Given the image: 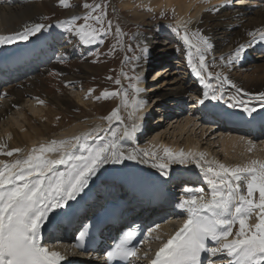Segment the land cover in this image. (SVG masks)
Masks as SVG:
<instances>
[{
    "label": "bare ground",
    "instance_id": "6f19581e",
    "mask_svg": "<svg viewBox=\"0 0 264 264\" xmlns=\"http://www.w3.org/2000/svg\"><path fill=\"white\" fill-rule=\"evenodd\" d=\"M231 1L233 2V0H120V8L121 11H130L141 17L149 13V18L155 16L159 11L165 12L168 9L173 13L176 25L178 21H187L190 34L199 30L202 35L207 36L213 45V48L206 53L208 70L214 74L223 73L232 81L231 84H223L224 98L222 101H225L228 100V97L237 95L236 88L243 90L238 98L243 95H255L264 92V55L262 54L261 56L263 59L251 64L249 60L260 57L261 53L256 51V56H252L251 53H245L252 48L264 50V40L259 38V32H264V2L254 0L250 5L236 9L231 7ZM236 1H238V4L242 3L239 0ZM41 2L42 4H40ZM221 3L222 5H220ZM45 6L46 3H43L42 0H0V35L11 34L22 30L26 25L44 21L42 16L45 14L42 13L41 9H45ZM79 9L81 10V8ZM79 9L75 8V10L69 11L68 14L75 13ZM46 15L48 16V14ZM48 26L43 32L35 36L32 41L27 43L21 51H17V53L12 55L5 51L0 53V144L7 145L3 149L4 152L12 148L23 149L22 153H14L11 157L0 154V161L10 162L20 156H26L33 146L38 147L41 143L46 144L53 139L61 140L88 132L93 134V139L89 140L88 143L96 144L100 142L96 139L97 135L108 137L110 135L109 128L120 126L115 118L111 121L105 118L111 112L109 115H98L94 119L84 113L78 117H73L72 121L65 127L60 124L51 126L37 118V116L43 117L46 108L51 107L50 103L37 93V85L41 81L47 67L62 55L59 53L61 51L59 42L64 38L70 37L66 32H54L51 25ZM249 33H256L255 40ZM138 34L136 38L139 41L150 44L149 34ZM168 36L177 38L176 33L170 28L160 31L157 38L165 43L163 45L164 48L159 47L155 51L149 50L138 62L139 66H144L139 70V75L142 77L140 81L142 89L140 98L146 104L139 122L142 125L141 128L145 127L147 135L144 138L143 134H139V137H136L140 145L136 148L150 149L155 146L154 150L160 155H162L161 146H167L173 150L184 149L187 151L193 149L206 153L205 159L209 161L215 160L227 165L245 164L251 159H264V133H259L254 137L250 135L248 130L242 131L231 128L218 130L216 127H205L198 123L197 118L193 117V114H184L186 107L180 112L181 120H175L176 125L173 124L172 130L169 132L147 130L155 123V118L153 120L154 114L161 113L164 110L163 107H159V104L156 105L155 102L161 100L166 103L165 107L169 102L173 103L174 106L172 107L174 108L168 107L165 109V111L167 110L171 113L174 112L172 109H176L178 105L182 106L184 101L188 103V100H183L185 99L183 97L190 93L203 94L205 91V85L200 82V79L187 63V46L185 44L184 51L181 52L179 57V63L184 65L190 78L181 77L175 72L174 74L169 73L170 75L167 77L163 76L164 82L161 79L162 77H156L159 78V81L161 80L158 84L153 83V80L156 79L150 80L157 73L152 74V68L168 59V53L171 51V42H169ZM179 39L183 42L181 37ZM193 39L195 38L193 37ZM241 43H251V46L247 48L239 61L229 63L230 54ZM176 63L178 61L170 62V65L166 68L159 70L162 71L161 75L166 74L167 69L171 70L172 68L169 66ZM148 66H151V71L147 75V80L144 81L145 69ZM212 81L216 83L215 87H219V82L216 79H211L208 82ZM233 84L236 88L232 86ZM83 92V87H79L76 93L77 100L87 105L88 102L83 98ZM40 101H43V103H40ZM191 101L190 103L195 106L196 102H193V99ZM149 102L151 103L148 104ZM59 103L64 104V100ZM52 112V110L49 111L48 116ZM121 117L127 124L125 117ZM34 119L40 125H33L31 120ZM147 121L148 123H146ZM143 123H146V126H143ZM41 126H44V128ZM151 131H154L153 137L148 138L147 136ZM121 143L126 148L135 147L128 140L121 141ZM250 147L252 148L251 152L248 151ZM49 155L55 157L58 154L51 153ZM158 162L148 158V163H142L137 159L124 160L118 164L109 163L103 165L75 200L69 201L66 207L57 209L56 213L58 215L52 217L50 214L52 223L42 229V235L45 233L42 237V243L50 249L60 251L65 256V260L61 261V264H89L90 260L86 257L91 252H87V256L84 254L81 257L73 251L74 239L71 234L72 236L74 235L75 227L79 225V228H81L84 223L92 218L97 209L104 206L107 201L113 200L116 202L121 199L122 202L130 201L131 205H133L135 199H137L136 197L141 193H145L143 188L132 186L123 190V188H117L114 182L109 184L107 179L113 176L114 173H124L127 178H125L126 184L129 185L130 179L133 177V167L142 165V176L138 179L144 177L150 184L155 182L156 179L163 177V180L165 179L166 181L170 178L174 179L173 186L179 183L180 188H184L188 184L202 187V185L200 186V177L191 178L195 173L200 174L202 172L199 167H194L190 163H172L167 169L168 174L164 175L158 167L153 166L154 163ZM58 168L63 170L64 166H58ZM156 173L159 176L155 175ZM181 174L188 176L178 180L177 178ZM135 183L137 184L138 182ZM180 188L178 192H181L176 194V199L171 201L170 205H164L161 208L160 215L146 219L147 225L151 229L157 224L160 225V228L152 232L149 240L146 241V244L150 247L158 246V244L160 246L182 226L183 221L187 218V213L177 207L178 201L186 197L185 189L181 190ZM205 188L207 190V192L204 190L205 193H208L209 184ZM94 196L96 199L91 200V197ZM67 213V219H65ZM73 214H76L77 219H75L76 217L71 218ZM59 215L63 216L59 217ZM173 217L177 219V222L172 221ZM68 219L71 222L68 238L63 237L64 235L60 232L55 231L52 233L50 231L52 226H60ZM249 223L255 224L256 217L253 216ZM59 229L61 227H58ZM235 230L236 228L233 231L235 232ZM157 236L160 239H156ZM99 252H104V247H100L94 254ZM210 259L214 261V264H229L231 258L225 254H217L216 257Z\"/></svg>",
    "mask_w": 264,
    "mask_h": 264
},
{
    "label": "snow or ice",
    "instance_id": "6c2138e0",
    "mask_svg": "<svg viewBox=\"0 0 264 264\" xmlns=\"http://www.w3.org/2000/svg\"><path fill=\"white\" fill-rule=\"evenodd\" d=\"M60 4L64 7L71 6L67 0H60ZM82 7L86 10L83 23H76L81 19L78 16L61 23L65 25L66 31L78 37L84 45L103 43V38L113 30L112 21L106 19V5L85 2ZM187 24V21H178L172 30L181 36L187 46V63L205 85L203 99L198 103L203 104L207 99H223V84H231L232 81L223 73L214 74L208 70L206 53L213 45L199 30L190 34ZM47 27L49 26L44 23L26 25L20 31L0 35V45L29 41ZM115 35L118 38L117 45L123 47V33L119 25L115 27ZM138 35L135 34L132 39H136ZM249 35L255 40L256 33ZM259 38L264 40V32H259ZM250 46L251 43L239 44L230 54L228 62L239 61ZM115 47L116 45L110 51H114ZM136 47L141 54L131 57L126 55L124 59L125 63L135 61L132 63L133 72L143 55L148 52L146 45L138 43ZM127 49L133 51V45H127ZM122 75L127 77L126 73L122 72ZM127 78L132 89L130 101L129 93L123 87L114 91L105 90L95 99L122 94L123 106L130 108V123L124 122L117 108L105 118L110 121L115 118L120 126L109 128L108 137L97 135L99 143L89 144L93 134L88 132L61 140L53 139L38 147L33 146L26 156L10 162L0 161V264H61L65 256L42 243V229L52 223L50 214L52 217L58 215L57 209L64 208L69 201L75 200L103 165L137 159L148 163V158L159 161L153 166L158 167L164 175L168 174L167 169L172 163H195L205 174L209 184L208 193L203 188L185 189L189 195L177 207L187 213V218L159 246L149 264H204L205 254L211 257L225 254L231 258L229 264H264V159L227 165L215 160L209 161L205 159L206 153L193 149L173 150L161 146L163 155H160L154 150L155 146L150 149L126 148L121 141H131L137 137L142 127L139 121L146 106L140 98L142 77L135 74ZM211 79H216L219 87L214 88L208 82ZM115 83L121 85V80L117 78ZM232 86L236 88L234 84ZM92 91L89 89V94ZM242 91L236 88L237 95L230 98L232 107H243L245 112H254L256 109L250 106V101L264 102V92L248 95V100H245L238 98ZM6 147L7 145L0 144V154L11 157L14 153L23 152L21 148L4 152ZM248 151L251 152L252 148H248ZM51 153L58 155L52 157L49 155ZM58 166H64L63 170H59ZM253 216L256 217V223L250 224L249 220ZM159 228L160 225L157 224L149 229L145 239ZM84 235L81 232L77 240H82ZM133 235L129 232L106 253L107 264L117 260H128L135 264L140 260L139 248L130 246ZM156 239L160 237L157 236ZM140 243L143 244V241ZM76 246L82 247L81 244ZM144 256H147L146 252ZM208 264H214V261L209 259Z\"/></svg>",
    "mask_w": 264,
    "mask_h": 264
},
{
    "label": "rangeland",
    "instance_id": "374dc122",
    "mask_svg": "<svg viewBox=\"0 0 264 264\" xmlns=\"http://www.w3.org/2000/svg\"><path fill=\"white\" fill-rule=\"evenodd\" d=\"M42 1L43 3H46L45 9H41V11H43L42 13L45 15L42 16L44 21H40L39 23L51 25L54 32L63 31L70 37L64 38L59 42V45L61 46V51L59 53L62 55L60 54L61 56L58 57L59 59L47 67V70L43 73L41 81L37 85V93L42 95L43 99L47 100L51 106L50 108H46L43 117L37 116V118L43 123L50 124L51 126L60 124L65 127L72 121L73 117H78L84 113H87L89 117L94 119L98 117V115H109L110 112L118 108L121 116L127 117L126 121L127 123H130L128 120V112L130 111V108H125L123 106L122 94L109 98H101L99 100L95 99V97L100 96L105 90L114 91L123 87V89L129 93V101L131 100L132 89L130 81L127 77H131L135 74L139 75V70L143 68V65L138 66L135 69V72H133L132 63L135 61L130 60L125 63V56L127 55L131 57L133 55H140V50L136 47L138 43L141 46L146 45L148 51L151 49L152 51H155L159 47L164 48L163 45H165V43L163 41L161 42V39L157 38V35L162 30L169 28L173 29L176 26L175 17L171 10L166 9L167 12L159 11L155 14V16L149 18V13L144 14L145 16L141 17L140 15L133 14L130 11H121L120 0H67V2L71 5L69 7L62 6L60 4V0ZM243 1L245 2L246 0ZM85 2L90 4L100 3L102 5H106V19H110L112 21L113 30L109 35L103 38V43L84 45L79 41L78 37L71 32L66 31L64 28L65 25L61 23L70 20L73 16L81 17V19L76 21L77 24L83 23V15L86 10L82 7V5ZM237 2L231 1V7L240 9L246 6L243 4L239 8ZM239 2H242V0H239ZM40 4H42V2ZM220 5H222V3ZM75 8H81V10L79 9L75 13L73 12L72 14H68L69 11L75 10ZM162 12L163 15L161 14ZM46 14H48V16ZM117 25L120 26L123 33V36L121 37V39H123V47L117 45L118 38L115 35V27ZM137 33L149 34L150 44H145L137 38L132 39V37ZM182 33L183 29H181V35ZM176 35L177 38H171L168 36V40L171 42V51L168 53L167 61H162L152 68V74L157 72L150 78V80L153 78L156 79L153 80V83L155 84L161 82V80L159 81V78L156 77H162L161 79L164 82L165 79H163V76L167 77L170 75L169 73L174 74L176 72L181 77H185L187 79L190 78L184 65H180L179 63L181 52L184 51V43L179 39L181 36L177 33ZM33 38L26 42L20 41L14 44L0 45V53L5 51L10 55L15 54L17 51H21L27 43L32 41ZM129 44L133 45V51H128L127 45ZM114 45H116L115 50L110 51ZM256 51L260 52L261 55L256 59L251 58L249 60L251 64L255 63L257 60L259 61L263 59L264 56H261L262 54L264 55V50H255V48H252L245 52L246 54L251 53L252 56H256ZM177 61L178 63L175 65L172 64V66H169L173 69H167V73L165 72L166 74L161 75L162 71L159 70L166 68L170 65V62L173 63ZM122 72L126 73L127 77L122 75ZM110 77L111 79H109ZM117 78L121 80V85H117L115 83ZM212 82L209 83H212L215 88L216 83L214 81ZM79 87H83L84 89L83 98H85V101L88 102L87 105L82 102L80 103V101L77 100L76 93L78 92ZM89 89L93 90L91 94H89ZM62 100H64V104L59 103ZM190 102L192 101L189 100V103ZM51 110L53 112L50 116H48L49 111ZM185 110L186 109H184V114H187L188 112ZM171 113H169V111L155 113L153 117V120L155 118V123L151 127V130H158L160 132H169L172 130V125H176L175 120H181V114L179 116L175 115L171 117ZM31 122L33 125H40L38 121L35 122V119L31 120ZM41 127L44 128V126ZM154 131H151L147 137L152 138ZM51 132L54 133L53 131ZM161 154L163 155V151ZM172 221L177 222V219L173 217ZM59 232L62 231L60 230Z\"/></svg>",
    "mask_w": 264,
    "mask_h": 264
}]
</instances>
